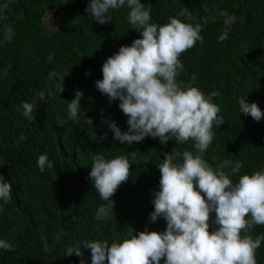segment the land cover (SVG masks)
Instances as JSON below:
<instances>
[{
  "label": "trees",
  "instance_id": "obj_1",
  "mask_svg": "<svg viewBox=\"0 0 264 264\" xmlns=\"http://www.w3.org/2000/svg\"><path fill=\"white\" fill-rule=\"evenodd\" d=\"M88 3L0 0V174L12 185V199L0 200V239L14 246L0 249V264H80V257L65 256L70 246L122 242L131 230L163 231L166 221L150 222L149 213L159 191L158 167L164 154L179 152L174 163L183 162L184 151L201 155L191 139L162 144L159 138L145 137L132 145L113 139L107 122L114 121L124 132L127 117L119 101L110 102L95 82L102 79L103 62L140 36L128 23L127 7L110 10L111 21L101 25L85 11ZM141 3L150 8V23L163 25L174 17L201 26L202 40L179 57L183 70L177 81L205 95L219 93L212 102L220 107L224 123L214 125V139L202 158L214 169L225 160L240 162L235 174L231 166L223 169L234 183L242 175L264 170V119L257 122L239 111L244 97L264 112V0ZM46 17L57 21L54 29L48 28ZM5 26L14 32L10 42L4 38ZM77 90L83 95L73 119L68 103ZM22 102L33 105L34 119L23 115ZM97 153L105 159L126 155L131 162L129 179L112 197L114 213L104 219H97L96 213L109 201L100 199L89 179ZM41 154L53 168L40 171ZM249 234L264 235V225L254 226ZM83 259L91 264L89 249H83ZM256 261L264 264V241Z\"/></svg>",
  "mask_w": 264,
  "mask_h": 264
},
{
  "label": "clouds",
  "instance_id": "obj_2",
  "mask_svg": "<svg viewBox=\"0 0 264 264\" xmlns=\"http://www.w3.org/2000/svg\"><path fill=\"white\" fill-rule=\"evenodd\" d=\"M8 5L5 4L4 8ZM127 7L128 23L140 38L130 45L120 46L118 52L102 64V79L96 88L109 101H119L118 107L127 117V131L122 132L114 121L107 122L113 139L122 144L142 142L145 137L159 138L162 144L175 138L177 143L194 141L201 155L190 151L182 154L183 162L174 163L181 154L175 150L165 153L159 165V191L154 193L150 222L166 221L163 231H140L122 242L85 241L70 246L65 256L83 259V249H89L91 264H257L256 251L264 235L253 238L249 230L264 225V170L242 175L233 182L223 169L231 166L232 174L239 172L240 162L232 165L225 160L214 169L202 154L214 139V125L224 123L218 115L220 107L213 103L218 92L205 95L198 88L182 86L177 77L183 70L181 53L202 40L201 26L187 24L177 18L159 25L150 23V8L141 0H89L85 9L101 25L109 23L110 10ZM187 9H183L184 15ZM5 40L14 37L13 29L5 26ZM68 72L65 74L67 75ZM64 75V76H65ZM55 73L50 74L52 79ZM64 78V77H63ZM63 87L61 88V91ZM83 93L76 91L68 103L69 115L75 119ZM23 115L34 119L33 105L22 102ZM240 114L254 121L264 119L256 102L239 99ZM90 123H92L89 118ZM104 133L101 139L106 138ZM133 155V159L134 154ZM131 162L126 155L105 159L102 154L92 157L89 179L100 199L109 201L101 206L97 219L114 213L112 197L118 187L129 179ZM41 172L54 167L46 154L37 159ZM203 194V195H202ZM12 199V185L0 174V200ZM214 214L210 232V216ZM243 233V235H242ZM0 249L10 251L14 246L0 239Z\"/></svg>",
  "mask_w": 264,
  "mask_h": 264
},
{
  "label": "rangeland",
  "instance_id": "obj_3",
  "mask_svg": "<svg viewBox=\"0 0 264 264\" xmlns=\"http://www.w3.org/2000/svg\"><path fill=\"white\" fill-rule=\"evenodd\" d=\"M45 22H46L48 28L54 29L53 26L56 24L57 21L56 20L52 21L48 17H46Z\"/></svg>",
  "mask_w": 264,
  "mask_h": 264
}]
</instances>
